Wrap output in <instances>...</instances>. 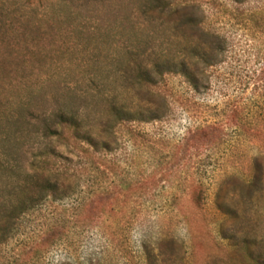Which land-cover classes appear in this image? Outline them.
I'll use <instances>...</instances> for the list:
<instances>
[{"label":"rangeland","instance_id":"374dc122","mask_svg":"<svg viewBox=\"0 0 264 264\" xmlns=\"http://www.w3.org/2000/svg\"><path fill=\"white\" fill-rule=\"evenodd\" d=\"M168 1L197 4L222 46L206 49L189 79L164 73L140 86L139 63L152 70L163 56L181 59L187 40L151 0H0V54L24 49L44 80L45 100L31 106L56 99L85 108L99 140L90 155L53 159L68 191L47 194L14 220L6 217L14 193L0 188V264L264 259V0ZM111 100L137 119L113 120ZM35 139L20 163L29 174ZM43 143L65 152L54 137ZM0 168L8 184L17 167Z\"/></svg>","mask_w":264,"mask_h":264},{"label":"trees","instance_id":"16d2710c","mask_svg":"<svg viewBox=\"0 0 264 264\" xmlns=\"http://www.w3.org/2000/svg\"><path fill=\"white\" fill-rule=\"evenodd\" d=\"M150 4L160 17L164 16L165 21L174 25L176 31L186 35V47L181 52V59L163 56L152 70L139 63L133 77L140 86L154 83L155 76H162L164 73L180 74L187 79L193 77L192 66L208 59L206 49L219 51L222 42L217 35H211L205 28L203 15L197 4H180L168 0H151ZM25 29L30 30L31 26L26 25ZM34 29L41 33L38 25ZM25 37L26 34L20 39L25 40ZM42 38L43 35L39 36V39ZM40 52L38 48L33 53ZM3 53L0 54V167L5 168L10 161L11 166H16L17 170L10 174L9 179L13 180L8 184L4 182V176H0V188L5 189L9 185L10 192L14 193L9 195L8 201L15 202L11 205L9 216H6L7 219L9 217L14 220L22 210L47 194L68 191L69 177L66 172L54 173L53 159L65 160V163H68L71 162L72 155H90L89 150L95 148L99 140L94 136L89 120L85 121L87 118L82 117L85 108L73 104L60 106L56 104V99H53L54 105L49 108H33V101L42 102L46 97L45 93L38 95L44 87L40 72L33 75V68L26 64L24 49L6 50ZM186 58H189L190 62L186 61ZM107 109L110 117L116 122L137 119L138 112L117 100L108 101ZM108 128L110 125L104 124L102 132H106ZM33 136L41 142L39 152L35 154L36 159L30 160L29 170L32 173L29 174L22 170L20 163L25 161L23 158H26L27 154L30 156L34 149L33 144L27 146ZM53 137L64 147L65 152L59 153L53 146L41 145ZM5 227L6 224L0 226L2 236L5 234ZM249 264H264V259L251 257Z\"/></svg>","mask_w":264,"mask_h":264}]
</instances>
